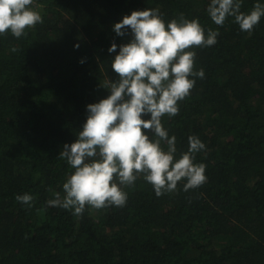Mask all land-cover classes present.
<instances>
[{
    "label": "trees",
    "instance_id": "16d2710c",
    "mask_svg": "<svg viewBox=\"0 0 264 264\" xmlns=\"http://www.w3.org/2000/svg\"><path fill=\"white\" fill-rule=\"evenodd\" d=\"M207 2L34 0L42 22L19 38L0 34V264H264V16L248 33L232 17L214 24ZM145 7L166 22L182 13L218 30L214 45L195 46L204 77L175 116L161 117L177 154L189 135L206 145L195 162L206 164L207 180L156 196L141 175L124 186L122 207L86 205L77 216L49 206L72 170L62 145L118 75L107 48L130 34L112 25ZM25 192L31 207L15 199Z\"/></svg>",
    "mask_w": 264,
    "mask_h": 264
},
{
    "label": "clouds",
    "instance_id": "9594fccd",
    "mask_svg": "<svg viewBox=\"0 0 264 264\" xmlns=\"http://www.w3.org/2000/svg\"><path fill=\"white\" fill-rule=\"evenodd\" d=\"M242 3L208 0L205 10L214 24L223 25L232 17L241 31L251 33L264 16V0H255L247 12L241 11ZM33 4L0 0V34L19 38L41 23V12ZM112 29L117 36L130 34L126 43L112 42L107 48L114 53L109 63L118 75L107 78L108 95L85 106L87 115L76 138L62 145L58 155L72 170L66 173L62 191H54L46 201L77 216L86 205L124 206V186H132L141 175L156 196L175 191L178 182L187 191L207 180L206 164L195 162V154L206 145L189 135L187 150L177 154L176 136L169 135L161 117L175 116L178 102L190 94L197 77H204L203 68H194L195 46L214 45L218 30L205 31L198 18L182 13L166 22L158 8L147 7L122 15ZM15 199L31 207L34 196L25 192Z\"/></svg>",
    "mask_w": 264,
    "mask_h": 264
}]
</instances>
